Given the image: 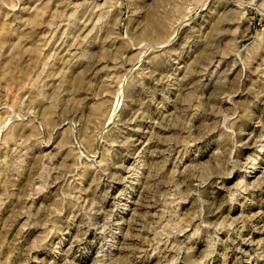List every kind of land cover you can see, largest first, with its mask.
Wrapping results in <instances>:
<instances>
[{"label":"rangeland","instance_id":"rangeland-1","mask_svg":"<svg viewBox=\"0 0 264 264\" xmlns=\"http://www.w3.org/2000/svg\"><path fill=\"white\" fill-rule=\"evenodd\" d=\"M0 264H264V0H0Z\"/></svg>","mask_w":264,"mask_h":264}]
</instances>
